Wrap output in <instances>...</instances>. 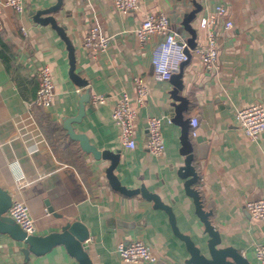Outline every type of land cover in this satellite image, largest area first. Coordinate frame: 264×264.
<instances>
[{
  "label": "crops",
  "instance_id": "1",
  "mask_svg": "<svg viewBox=\"0 0 264 264\" xmlns=\"http://www.w3.org/2000/svg\"><path fill=\"white\" fill-rule=\"evenodd\" d=\"M218 4L227 15L213 25L216 67L206 69L189 52L178 76L160 78L151 64V50L160 36L152 34L140 44L134 29L148 12H163L188 42L192 36L183 19L192 13L188 24L194 30V46L205 45L206 31L199 19ZM226 19L231 26L224 24ZM92 22L111 36L108 49L95 57L82 45L84 30ZM2 23L0 187L10 194L19 174L17 162L24 174L18 195L34 220V234L58 232L66 222L77 220L88 232L91 264H126L116 243L136 239L156 255L154 262L136 264H190L168 211L141 192L126 195L112 188L105 176L109 159L84 151L68 135V124L98 150L118 152L113 173L120 184L154 194L169 207L177 231L205 251L209 235L186 190L188 163L197 177L190 187L218 234L217 247L236 250L246 264H259L253 246L264 243V222L250 217L244 202L264 196V131L254 140L246 137L235 111L252 102L264 106V0H138V8L125 14L118 13L111 0H24L22 13L3 10ZM20 25L26 27V35ZM43 64L50 66L54 84L47 108L30 106ZM134 76L143 79L148 94L137 107L135 147L128 148L120 142L111 113L122 92L137 106ZM93 94L104 95V103L92 104ZM28 113L34 123H16ZM150 116L162 117L165 146L160 155L144 145ZM191 117L198 120L194 138L186 123ZM185 130L190 150L182 139ZM198 136L206 146L201 148ZM34 142L37 150L29 153ZM6 263L81 264L62 244L37 254L0 229V264Z\"/></svg>",
  "mask_w": 264,
  "mask_h": 264
},
{
  "label": "built area",
  "instance_id": "2",
  "mask_svg": "<svg viewBox=\"0 0 264 264\" xmlns=\"http://www.w3.org/2000/svg\"><path fill=\"white\" fill-rule=\"evenodd\" d=\"M113 7L120 14H125L138 8V0H111ZM5 8H10L15 13H22L24 10V0H0V31L3 28L2 14ZM227 15L226 8L218 4L215 9L199 19V26L206 31L207 43L205 45H195L189 48L186 40L176 32L170 23L169 17L163 12H148L141 24L134 29L137 41L142 44L148 40L150 35L157 34L160 39L151 50V64L154 72L160 78L169 79L174 72L179 70L182 62L188 58V52H192L199 57L206 69L216 67L217 49L214 40L213 25L218 17ZM226 26H231L230 19H226ZM23 35L27 34L24 25H20ZM111 43V36L102 31L98 22L90 23L82 35V45L90 54L95 57L105 52ZM38 87L30 102V106L47 108L52 104L54 96V84L52 80L51 68L48 64H43L38 69ZM135 87V100L137 106L130 103V98L126 92H122L112 109V119L120 130V142L128 148L135 147L134 123L137 118V107L145 102L148 89L143 79L139 76L133 77ZM105 96L93 94L90 96L92 104H102ZM25 120L33 122L32 115L16 120V123H23ZM235 120L244 135L251 140L264 131V106L261 102H252L242 106L235 111ZM162 117L150 116L146 120L145 148L154 155L162 154L164 150V139L161 133ZM34 123V122H33ZM189 135L194 138L197 135L198 120L195 117L189 119ZM37 150L36 142L29 149V153ZM19 174L16 177L11 189V202L6 210V214L26 233L34 234L35 224L30 215L27 204L19 197V188L23 185V173L16 162ZM244 207L253 219L264 222V196L249 198L245 200ZM115 250L121 260L127 264H136L139 261L154 262L156 255L151 247L140 239L132 240L128 243L118 241ZM253 253L259 264H264V243L257 242L253 246ZM8 264V263H6Z\"/></svg>",
  "mask_w": 264,
  "mask_h": 264
},
{
  "label": "water",
  "instance_id": "3",
  "mask_svg": "<svg viewBox=\"0 0 264 264\" xmlns=\"http://www.w3.org/2000/svg\"><path fill=\"white\" fill-rule=\"evenodd\" d=\"M192 13H189L183 19L184 27L191 32V39L187 42L189 47L194 46L193 36L194 30H192L188 24V21L192 17ZM189 54V52L187 51ZM179 74L174 72L171 76L175 77ZM174 84L180 89V85L178 82H174ZM175 97H178L175 95ZM182 107V104H180ZM181 124H185V122L180 121ZM189 120H186L188 126ZM65 128L67 129L68 135L77 140L80 143L81 148L90 152L95 158H105L109 159L110 163L105 168V176L108 180L109 185L118 190L119 192L131 195L134 193L141 192L145 197L153 199L154 202L168 211L170 215V222L172 228L176 235H178L186 244V248L189 252V263L190 264H246L245 260L240 256L236 250L229 247H217L219 243V238L217 232L213 229L211 224L207 219V214L201 209L197 192L190 187V185L196 181V173L189 169L187 163V171L190 178L186 181V190L188 194H190L195 203L196 213L199 218L202 220L205 226V231L209 235L208 240L206 241V250L201 251L200 247H197L188 236L180 234L173 222L172 214L169 210V207L160 203L158 198L151 193H148L144 189L139 188H126L121 185L116 175L113 173V169L116 166L118 160V152H113L108 149L98 150L94 145L90 144L88 139L84 134L75 133L71 126L65 124ZM184 146L187 150L191 149V145L189 144L188 136L186 134V130L182 136ZM196 141L200 143L201 148L206 146L204 144L203 137H196ZM11 202L10 194L3 188L0 187V229H4L9 232L14 238L19 240H23L26 244L29 245L30 249L33 252L39 254L47 251L54 245L62 244L64 245L67 252L75 257L81 264H91L88 257V244L86 242V238L88 237V232L86 228L81 224V222L74 220L66 222L63 226H61L60 231L54 232L47 235H37V234H26L14 220L6 214V210L9 207ZM46 204H48L46 202ZM51 210L50 207H48ZM127 264V263H126Z\"/></svg>",
  "mask_w": 264,
  "mask_h": 264
}]
</instances>
